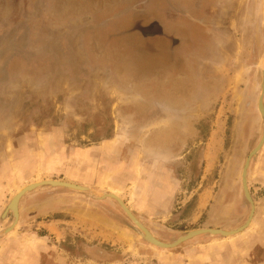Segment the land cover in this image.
<instances>
[{
    "label": "rangeland",
    "instance_id": "1",
    "mask_svg": "<svg viewBox=\"0 0 264 264\" xmlns=\"http://www.w3.org/2000/svg\"><path fill=\"white\" fill-rule=\"evenodd\" d=\"M262 83L264 0H0V264H264V143L235 236L108 196L243 226Z\"/></svg>",
    "mask_w": 264,
    "mask_h": 264
},
{
    "label": "water",
    "instance_id": "2",
    "mask_svg": "<svg viewBox=\"0 0 264 264\" xmlns=\"http://www.w3.org/2000/svg\"><path fill=\"white\" fill-rule=\"evenodd\" d=\"M261 89H262V94L261 97L259 99L258 102V109L259 112L261 113L262 116H264V106L262 103V95L264 92V83L261 84ZM264 143V134L262 135V138L259 142V144L257 145V147L250 153L249 157L247 158L243 170H242V187H243V191L245 194V198L246 200L251 204V211H250V215L248 217V220L246 221V223L236 229L233 230H219V229H198V230H193L191 232H188L185 236H182L180 238H178L175 242L171 243V244H167V243H163L161 241H158L157 239H155L137 220L136 218L132 215V213L125 207V205L122 203V201L117 198L116 196L110 194L108 196L116 199L119 204L122 206L123 210L126 212V214L131 218V220L140 228V230L142 231L143 237L150 242L151 244L160 247V248H174L176 246H178L179 244L195 237L201 234H210V235H220L222 237H232L235 236L241 232H243L249 225L250 222L252 221L253 215H254V205L248 190V186H247V179H246V175H247V169L250 163V159L252 156H254L255 154L258 153V151L260 150V148L262 147ZM43 185H49L52 187H64V188H70V189H74V190H85V188L69 183V182H64V181H57V180H44L41 182H37V183H32L26 187H24L22 190H20L12 199L10 205H9V209L12 210V212L14 213L15 218L18 217V203L20 198L29 191L34 190L35 188L39 187V186H43Z\"/></svg>",
    "mask_w": 264,
    "mask_h": 264
}]
</instances>
